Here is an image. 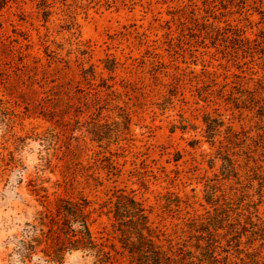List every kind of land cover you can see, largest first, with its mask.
<instances>
[{
  "label": "rangeland",
  "instance_id": "obj_1",
  "mask_svg": "<svg viewBox=\"0 0 264 264\" xmlns=\"http://www.w3.org/2000/svg\"><path fill=\"white\" fill-rule=\"evenodd\" d=\"M131 197L167 264H264V0H0V264H138Z\"/></svg>",
  "mask_w": 264,
  "mask_h": 264
},
{
  "label": "trees",
  "instance_id": "obj_2",
  "mask_svg": "<svg viewBox=\"0 0 264 264\" xmlns=\"http://www.w3.org/2000/svg\"><path fill=\"white\" fill-rule=\"evenodd\" d=\"M65 210L69 214L66 215L65 221L69 224L61 230L66 236L71 233L75 237L74 241H70L73 248L94 251L101 258L109 257V251L104 249V244L99 243L94 237L81 207L76 211L70 207ZM113 210V217L119 222L121 226L119 229L124 235L123 248L136 258L138 264H167L171 260V257L156 242L155 237L158 235L154 234L147 209L141 202L134 197L129 198L126 203L119 200ZM72 220L78 222V229L74 230L70 227Z\"/></svg>",
  "mask_w": 264,
  "mask_h": 264
}]
</instances>
